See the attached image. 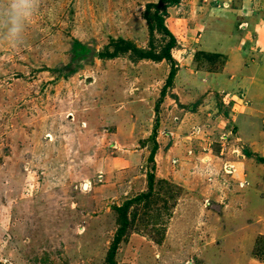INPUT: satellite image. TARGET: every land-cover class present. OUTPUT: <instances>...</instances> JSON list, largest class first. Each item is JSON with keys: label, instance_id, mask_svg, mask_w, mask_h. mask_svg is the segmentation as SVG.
<instances>
[{"label": "rangeland", "instance_id": "1", "mask_svg": "<svg viewBox=\"0 0 264 264\" xmlns=\"http://www.w3.org/2000/svg\"><path fill=\"white\" fill-rule=\"evenodd\" d=\"M168 1L0 27V264H264V0Z\"/></svg>", "mask_w": 264, "mask_h": 264}, {"label": "clouds", "instance_id": "2", "mask_svg": "<svg viewBox=\"0 0 264 264\" xmlns=\"http://www.w3.org/2000/svg\"><path fill=\"white\" fill-rule=\"evenodd\" d=\"M41 0H0V27L15 47L24 39L27 22L39 10Z\"/></svg>", "mask_w": 264, "mask_h": 264}, {"label": "trees", "instance_id": "3", "mask_svg": "<svg viewBox=\"0 0 264 264\" xmlns=\"http://www.w3.org/2000/svg\"><path fill=\"white\" fill-rule=\"evenodd\" d=\"M163 0H158V3L159 2H162ZM172 1H174V0H169L168 2H172ZM155 12H157L156 10H154V12L152 13V14H154L153 15V17H154V19H155V21H156V29H158V30H160V31H163L165 34H167L168 36H169V40L167 41V43L162 47L163 49H162V52L160 53V56H162L161 58H163V59H166L168 62H169V64H170V68H171V70H170V72H169V74H168V77L166 78V83H168L169 82V79H170V77H171V75H172V73H173V67H174V64H173V59L171 58V56H170V53H169V49H170V47L173 45V41H174V39H173V36L168 32V30L164 27V25L162 24V20H161V16H159V15H157ZM143 18H144V20L146 21V22H148L149 21V17H148V15L147 14H145L144 16H143ZM149 53H146V52H143V51H141V53H140V56L141 57H149V55H148ZM155 58H159V56H157V57H155ZM163 93V90H160V94H162ZM151 185V175H149L148 177H147V189H148V192H146V193H142V194H140V195H137V196H135L134 197V200L136 201V200H139L140 199V197L141 198H143V197H146V196H148V193H149V186ZM128 203H129V201H126V202H124L121 206H119V207H116L117 208V210H121V214L120 213H118V215L120 216V220H121V222L123 223V221H125V215H124V213L123 212H125V210H126V208H127V206H128ZM116 218H117V216H116ZM118 225H119V222L117 223ZM118 230V229H117ZM116 240H117V236L114 238V241L116 242ZM114 245L112 246V249L111 250H109L108 251V258L109 257H111L112 256V253H113V251H114Z\"/></svg>", "mask_w": 264, "mask_h": 264}, {"label": "bare ground", "instance_id": "4", "mask_svg": "<svg viewBox=\"0 0 264 264\" xmlns=\"http://www.w3.org/2000/svg\"><path fill=\"white\" fill-rule=\"evenodd\" d=\"M85 188H86V185H85Z\"/></svg>", "mask_w": 264, "mask_h": 264}, {"label": "water", "instance_id": "5", "mask_svg": "<svg viewBox=\"0 0 264 264\" xmlns=\"http://www.w3.org/2000/svg\"><path fill=\"white\" fill-rule=\"evenodd\" d=\"M84 186V185H83Z\"/></svg>", "mask_w": 264, "mask_h": 264}]
</instances>
